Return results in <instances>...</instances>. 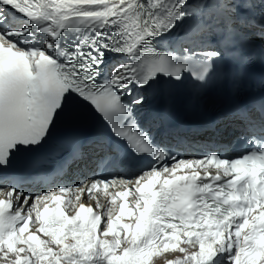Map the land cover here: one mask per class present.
<instances>
[{
  "label": "snow or ice",
  "instance_id": "1",
  "mask_svg": "<svg viewBox=\"0 0 264 264\" xmlns=\"http://www.w3.org/2000/svg\"><path fill=\"white\" fill-rule=\"evenodd\" d=\"M257 40L264 0H0V264H264V98L234 110L235 156L178 155L138 116L161 81L204 87L227 63L242 78ZM74 100L110 135L60 138L56 182L25 192L18 159L44 154ZM93 155L130 174L62 182Z\"/></svg>",
  "mask_w": 264,
  "mask_h": 264
},
{
  "label": "bare ground",
  "instance_id": "2",
  "mask_svg": "<svg viewBox=\"0 0 264 264\" xmlns=\"http://www.w3.org/2000/svg\"><path fill=\"white\" fill-rule=\"evenodd\" d=\"M256 42H259L258 40L256 41ZM196 146V145H195ZM194 146V147H195ZM86 201H89L88 199H85V201L84 202H86ZM94 201H90V203H93Z\"/></svg>",
  "mask_w": 264,
  "mask_h": 264
},
{
  "label": "rangeland",
  "instance_id": "3",
  "mask_svg": "<svg viewBox=\"0 0 264 264\" xmlns=\"http://www.w3.org/2000/svg\"><path fill=\"white\" fill-rule=\"evenodd\" d=\"M264 44V43H263Z\"/></svg>",
  "mask_w": 264,
  "mask_h": 264
}]
</instances>
